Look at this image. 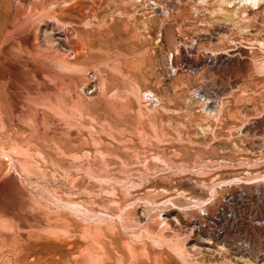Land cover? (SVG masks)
Here are the masks:
<instances>
[{"label":"rangeland","instance_id":"374dc122","mask_svg":"<svg viewBox=\"0 0 264 264\" xmlns=\"http://www.w3.org/2000/svg\"><path fill=\"white\" fill-rule=\"evenodd\" d=\"M0 264H264V0H0Z\"/></svg>","mask_w":264,"mask_h":264}]
</instances>
